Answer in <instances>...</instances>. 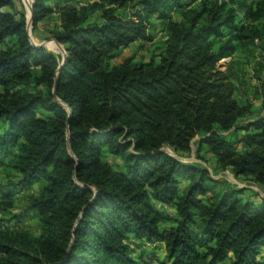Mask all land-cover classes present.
<instances>
[{"label":"trees","instance_id":"1","mask_svg":"<svg viewBox=\"0 0 264 264\" xmlns=\"http://www.w3.org/2000/svg\"><path fill=\"white\" fill-rule=\"evenodd\" d=\"M53 16L64 60L31 42L18 0H0V158L18 175L0 182V264H136L135 241L163 243L159 264H264V198L164 149L194 140L264 187V112L232 82L233 54L264 43V0H33L32 30ZM154 20L160 52L113 63L153 40ZM35 181L38 234L4 218Z\"/></svg>","mask_w":264,"mask_h":264},{"label":"rangeland","instance_id":"2","mask_svg":"<svg viewBox=\"0 0 264 264\" xmlns=\"http://www.w3.org/2000/svg\"><path fill=\"white\" fill-rule=\"evenodd\" d=\"M85 0L84 3H87ZM27 12L29 10L30 0H18ZM83 2H80L81 4ZM122 11V10H120ZM174 19L181 18L180 10H175L172 13ZM242 16V13L240 14ZM93 20L99 21L98 13H95ZM157 23V32L152 41L141 42L137 41L130 44L128 47L122 50L119 57L113 60V63L123 61L126 57H134L135 60H147L153 53H158L161 50L163 43V32H160L161 24L158 20H154ZM264 22V21H263ZM41 28L32 30L31 28V42L35 45L43 44V46L52 52L63 54L64 48L61 44L58 45L50 37V30L56 27L57 23L54 20V16L51 20L43 21L39 23ZM233 59L239 61L232 66V72L236 76L232 82L235 86L234 98L238 104H250L254 112L260 110L264 112V43L258 45L257 48L252 49V52L236 51ZM230 58H223L219 61L220 69L224 70L227 62ZM165 151L172 155H175L179 160L184 163L198 164L206 168L210 174L224 184L225 186L235 187L237 189H243V196L247 199H252L257 202L260 201V197L264 198V187L258 183H254L244 176H236L229 169H221L217 166L214 156L207 151V147H198L197 143L192 140L189 152H176L169 146L164 147ZM104 160L112 165L119 164L120 160L113 159L109 155L104 156ZM8 158H0V182L6 183L8 181H17L18 175L7 165ZM42 181H35L26 187L20 188L14 195V207L10 209L6 214L5 224L9 227H20L26 229L34 234L39 233V225L37 215L33 212H27L25 210L27 204V197L30 194H37ZM157 208L167 217H172L174 211L172 207L165 204L154 201ZM131 240L133 238L131 237ZM132 249L131 256L135 260L136 264H159L163 260L165 251L163 243H146L143 241L130 242ZM167 264V263H164Z\"/></svg>","mask_w":264,"mask_h":264},{"label":"water","instance_id":"3","mask_svg":"<svg viewBox=\"0 0 264 264\" xmlns=\"http://www.w3.org/2000/svg\"><path fill=\"white\" fill-rule=\"evenodd\" d=\"M32 8H33V0H30L29 10L27 12V27H26V30H27V33H28L30 40H31L30 35H31ZM52 40L55 41L58 45H60V43L58 41H56L55 39H52ZM32 43L35 44L33 41H32ZM38 45L43 46V44H38ZM62 52H63L62 59L64 60L65 59V49L64 48L62 49ZM53 93L55 94V89L53 90Z\"/></svg>","mask_w":264,"mask_h":264},{"label":"crops","instance_id":"4","mask_svg":"<svg viewBox=\"0 0 264 264\" xmlns=\"http://www.w3.org/2000/svg\"><path fill=\"white\" fill-rule=\"evenodd\" d=\"M76 2H85V0H75ZM90 1H92V0H88V1H86V2H90ZM39 23H41V22H39ZM57 24H58V22H56ZM38 27H39V29H43V28H41V26H40V24H38ZM141 42H143V41H141ZM134 43V42H133ZM62 45V44H61ZM63 46V45H62Z\"/></svg>","mask_w":264,"mask_h":264}]
</instances>
